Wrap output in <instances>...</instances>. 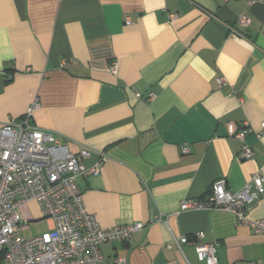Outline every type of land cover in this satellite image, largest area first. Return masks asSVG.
Instances as JSON below:
<instances>
[{
    "label": "crops",
    "instance_id": "0c3cea01",
    "mask_svg": "<svg viewBox=\"0 0 264 264\" xmlns=\"http://www.w3.org/2000/svg\"><path fill=\"white\" fill-rule=\"evenodd\" d=\"M35 98L34 125L90 149L88 165L105 156L77 178L100 224H145L98 264H207L197 231L220 243L218 264H264V236L233 211L180 207L264 173V0H0V126ZM24 215L25 237L53 226L37 202ZM247 215L264 218V196Z\"/></svg>",
    "mask_w": 264,
    "mask_h": 264
},
{
    "label": "built area",
    "instance_id": "2783aa9c",
    "mask_svg": "<svg viewBox=\"0 0 264 264\" xmlns=\"http://www.w3.org/2000/svg\"><path fill=\"white\" fill-rule=\"evenodd\" d=\"M177 16L171 14V19ZM239 22L247 26L250 19L243 15ZM219 81L222 83L224 78ZM38 107L35 98L24 118L0 126V264H98L104 259L103 243L125 242L145 224H100L96 214L87 208L77 178L99 174L105 156L88 165L90 149L72 152L55 134L32 123L31 117ZM262 126L264 129V122ZM229 132L240 139L246 135V130L237 131L232 125ZM188 151L183 146V152ZM252 155V147L245 145L241 156ZM261 196L264 173L256 172L241 190L232 191L225 179H219L213 182L207 199L183 200L180 207L231 210L240 223L264 236V218L251 219L247 215L249 206ZM30 202L39 204L42 216L52 220L53 226L25 237L22 231L28 228L30 218L25 217L24 210ZM195 236L200 240L196 245L198 258L207 264H218L220 243L202 241V231ZM187 241L186 236L176 239L179 247ZM125 263L123 257L114 259V264Z\"/></svg>",
    "mask_w": 264,
    "mask_h": 264
},
{
    "label": "rangeland",
    "instance_id": "374dc122",
    "mask_svg": "<svg viewBox=\"0 0 264 264\" xmlns=\"http://www.w3.org/2000/svg\"><path fill=\"white\" fill-rule=\"evenodd\" d=\"M44 223L42 224H35V223H31V230L27 231L26 234L29 235L30 233L36 232L37 230H39V228H44L43 227Z\"/></svg>",
    "mask_w": 264,
    "mask_h": 264
}]
</instances>
